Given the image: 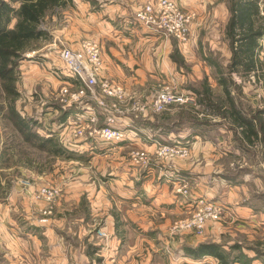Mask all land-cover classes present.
<instances>
[{
  "label": "crops",
  "instance_id": "obj_1",
  "mask_svg": "<svg viewBox=\"0 0 264 264\" xmlns=\"http://www.w3.org/2000/svg\"><path fill=\"white\" fill-rule=\"evenodd\" d=\"M96 1L103 13L99 26L102 31H107L103 32V40H90L102 45V77L124 86L127 94L137 90L133 86H144L149 77L157 78L158 74L172 77L176 81L171 73V70L178 68L172 59L173 44L180 47L182 44L174 39H162L155 32L128 18L132 12L139 10L141 2L144 6L150 0ZM180 1L182 6L196 14L191 26L192 36L199 25L196 22L201 21L205 14L207 1ZM87 3V8L98 10ZM226 15L224 30L229 20L228 9ZM157 43L161 47L159 51L155 49ZM142 46L145 50L141 49ZM186 46L189 43L184 47ZM69 47L78 49L80 43ZM147 47L152 49L153 56H163L161 63L159 61L156 64L154 58L153 61H148L145 53ZM230 58L229 50L228 63ZM179 90L195 100L193 93L185 89ZM137 93L148 97L150 91ZM149 115L150 118L147 117ZM149 115L136 119L131 114L120 117L116 126L125 131V141L107 144L101 150L91 152L94 157L89 163L104 160L103 166L91 164L87 167L89 172L108 176L109 179L97 183L88 180V176L81 183H69L63 199H59L51 215L44 214L48 205L35 199V193L43 185L25 187L21 181H16L10 183L4 196L0 192V264H219L211 257L201 261L189 259L182 251L184 245L197 246L207 239L213 240L212 232L215 230L211 227L218 225H208L202 236L191 232L178 234L172 228L175 222L192 212L196 200L200 198L229 205L233 214L243 219L242 224L253 228L257 226L261 212H256L248 205L241 207L235 199L246 185L233 184L231 176H223L224 170L236 168L229 159L225 167L224 158L236 161L238 157H244L245 153L234 146L232 136L227 135L224 140L218 137L220 143L217 147L220 148L212 149L206 144L204 146L203 141V145L198 146L196 140L200 136H192L191 143L195 142V145L192 149L187 146L191 152L190 159L159 162L153 157L148 167H137L131 163V153L138 150L153 153L156 142L160 141L154 139L152 129L165 130L169 127L163 119L161 124L154 125V114ZM168 115L171 113L166 114L164 119ZM165 125L167 128H164ZM170 128L166 130L169 133L158 135L162 142L171 145L185 144L181 139L189 138L188 131L175 133ZM77 142L78 145H73L74 149H70L79 154L83 149L98 147L92 142ZM189 142L190 139L186 144ZM225 147L228 149L223 150ZM98 152H102L100 154L103 158ZM108 158L110 159L107 160ZM107 162L111 164L105 167L104 163ZM181 180L190 184L188 197L177 191L182 185ZM99 230L104 231L107 237H100ZM249 254L252 257L254 252ZM252 264L264 262L258 259Z\"/></svg>",
  "mask_w": 264,
  "mask_h": 264
},
{
  "label": "rangeland",
  "instance_id": "obj_2",
  "mask_svg": "<svg viewBox=\"0 0 264 264\" xmlns=\"http://www.w3.org/2000/svg\"><path fill=\"white\" fill-rule=\"evenodd\" d=\"M73 1V6L59 11L57 15L47 21L46 27L50 32L51 38L41 41L37 50L26 54L27 59L22 62L20 67L18 82V90L21 96L16 103L17 109L22 116L36 122V129L39 134L44 137H54L65 149L70 151V148L74 149L73 145L77 146V143H79L74 138V128L72 125L86 122L90 114L88 110L79 109V105L70 104L67 99L63 100L61 98V92L65 85L72 84L75 86L77 83L68 75L65 65L60 59V50L64 46L81 44V42L87 39L99 38L103 40V32L105 33L107 31H102L99 26L103 18V13L99 10V7L97 8V6L93 5L95 9H98L95 11L92 8H87V2L93 4L94 0ZM205 1H207L205 3V14L201 21L196 22L199 25L196 26L192 33L189 46L184 47L185 45H182L180 47L179 45L173 44V54L175 50H178L180 56L182 55L185 58L184 60L182 57L184 60L183 66L177 64V70H171L172 76L176 81H173L172 77L158 74L156 75L157 78L149 77L148 82L144 86H133L137 90L130 92L131 94L129 93L128 95L131 98L136 97L140 100H145V98L151 99L152 96L166 85L176 83L179 89H185L196 96L195 103L192 106H195L196 109H200L203 112L200 118L203 119L208 115V120L211 122L196 127L187 125L174 127L172 125L173 121L178 118L182 106L173 105L162 113L152 115L154 125L161 124V120L163 119L162 121H167L164 123H167L169 127H174L173 130L175 133L187 130V133L190 135L189 138H186L187 140L190 139L189 144H186L187 140L185 139H181V141L185 142L183 145L189 146L191 149L195 145V142L193 144L191 143L192 136H200V139L196 140L199 143L197 144L198 146L203 141L204 146L207 145L212 149V147L220 148L217 147L218 143H220L218 137L224 140L228 135L232 136L235 142L234 146L242 151L239 142L235 141V137L238 136L231 130V123L214 116L204 106H199L201 97L197 96L195 92V90L201 89L202 81L208 79L210 85L215 87V95L222 96V89L217 84V68L215 65L225 68L228 64L229 55V49L224 38V22L227 16V6L219 0ZM107 4H109L108 1ZM142 4L143 2L138 6L143 7ZM262 6L264 8V2ZM91 13L93 14L90 15ZM135 13L132 12L128 18L133 21ZM158 44H155L156 51H159L161 48ZM261 44V61L264 64V40H262ZM141 49L145 50V47L142 46ZM145 53L148 55V61H153L154 58L156 64L159 61L160 63L162 62L163 56H153L152 49H149V47H147ZM165 57L167 58L168 56ZM233 79L238 85H242L243 87L242 95L237 96V100L242 103V107L246 110L249 106H252L254 109H264V76L262 74H252L245 80L237 75H233ZM144 90L150 91L148 97H146L147 95H137V91ZM233 92L236 94L235 90ZM97 96H101L100 92H97ZM0 103H3L1 93ZM92 108L95 109L94 106ZM62 111H70L69 113H72L64 124L61 123ZM96 113L101 119L99 122L101 124L104 121V117L97 109ZM170 113L171 115H168L169 117L164 119L166 114ZM5 115L3 113L0 119V192L3 196L5 194L4 191L9 188L10 183L16 181H21V184L23 181H27L31 183V186L38 184L59 187L62 189L61 198L63 199L67 186L71 182L81 183L88 176V180L97 183L109 179L108 176L95 175L89 172L90 170L87 168L91 164L103 166L102 161L104 160H95L90 164L89 162L94 157L90 153L101 150L107 144H96L98 147L95 148L92 146L93 148H89V150L83 149L80 154L75 152L76 158H56L26 144L17 134L11 122L4 118L6 117ZM147 117L150 118L151 116L149 115ZM169 127H164L167 128L165 130L152 129L151 133L154 135V139L160 141L156 142L157 144L171 145L164 144L158 136L160 133H169V131H166L171 129ZM222 147L221 144V149ZM225 149L228 148H223V150ZM250 151L245 153L244 157H238L236 161L233 158L225 157V167H227V159H229L230 162L234 163L236 168L233 167L230 171L224 170L223 176H232L233 184L240 186H243V184L246 185V187L244 186L246 190L242 189L238 192V196L235 197L236 202L241 207L248 205L256 212H261L260 221L257 222L255 228L251 225L245 226V224H242L243 219H239L240 217L238 216V218L234 214L235 220L233 221L210 223L209 225L216 224L218 226L211 227L215 230L212 232L214 235L213 240H205H216L218 243H227L229 245L238 244L240 248L235 253L238 254L243 251L249 257V253L252 252L249 250L250 248L259 247L264 251V150L258 145L256 149ZM100 153L102 152H98L97 154L103 158V155ZM190 158L189 156L188 159ZM156 161L162 162L159 159ZM108 164L111 163H104V166L107 167ZM86 170H88L87 173L85 172ZM223 205L226 207L229 206ZM116 213L118 212L116 211ZM252 257H254V254H252ZM159 260L162 261L161 259ZM261 260L264 262V258Z\"/></svg>",
  "mask_w": 264,
  "mask_h": 264
},
{
  "label": "trees",
  "instance_id": "obj_3",
  "mask_svg": "<svg viewBox=\"0 0 264 264\" xmlns=\"http://www.w3.org/2000/svg\"><path fill=\"white\" fill-rule=\"evenodd\" d=\"M219 1L226 4L229 12L224 38L231 58L225 68L215 65L217 84L222 89V96H216L208 79H205L201 89L195 90L197 96L201 97L199 106H204L214 116L231 123V130L238 136L235 141L239 142L242 152H251L250 150L256 149L258 145L264 150V109L249 106L246 110L242 107L237 98L242 95L243 87L233 79V75L243 80L252 74L264 76V64L261 61L264 0ZM73 4V0H0V93L3 96V103H0V119L3 113L6 114L4 118L11 122L26 144L56 158L76 156L75 152L65 149L54 137L39 134L36 122L21 115L16 106L21 96L18 82L20 67L27 59L26 54L37 50L41 41L51 38L46 27L47 21ZM92 5L99 7L96 0ZM172 59L179 66H183L184 60L178 50H175ZM62 112L61 123L64 124L72 113ZM202 113L195 106L183 105L172 125L196 127L209 124L211 121L208 120V115L200 118ZM230 179H233L232 176ZM239 248L238 244L204 241L197 246L184 245L182 251L189 259L201 261L211 257L219 264H252L254 260L264 258V251L259 247L249 249L254 252V257H249L243 251L235 253Z\"/></svg>",
  "mask_w": 264,
  "mask_h": 264
},
{
  "label": "built area",
  "instance_id": "obj_4",
  "mask_svg": "<svg viewBox=\"0 0 264 264\" xmlns=\"http://www.w3.org/2000/svg\"><path fill=\"white\" fill-rule=\"evenodd\" d=\"M135 21L145 28L155 32L162 39H174L179 44L189 43L191 26L196 14L182 6L180 0H150L135 13ZM60 59L65 65L68 75L76 81V85L67 84L63 87L61 98L70 104L79 105V109L88 110L90 116L81 124L72 125L74 138L84 143L111 144L121 143L126 139V133L116 125L121 116L131 114L136 118L149 114L162 113L173 105H193V97L181 92L175 83L166 85L151 99L140 100L130 98L124 86L112 83L102 77L104 70L103 50L101 43L94 40H84L78 49L64 46L60 50ZM75 87V89H73ZM100 92V97L97 96ZM93 104L104 116L103 125ZM89 108V109H88ZM190 149L182 144H156L153 153L145 150L133 151L131 163L137 167L146 168L154 157L156 160L171 162L176 159H188ZM182 185L177 190L180 194L190 195L189 182L181 180ZM23 181L22 185L30 186ZM62 189L56 186H43L35 193V199L48 205L45 215H51L59 199ZM235 220L229 207L222 203L204 198L196 200L192 212L173 225L175 233H195L204 235L210 223H224ZM98 235L106 238L107 234L99 230Z\"/></svg>",
  "mask_w": 264,
  "mask_h": 264
}]
</instances>
